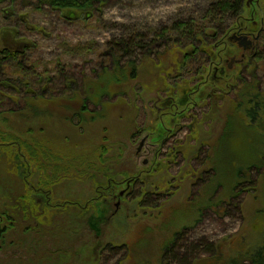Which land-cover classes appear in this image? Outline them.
<instances>
[{
  "label": "rangeland",
  "instance_id": "rangeland-1",
  "mask_svg": "<svg viewBox=\"0 0 264 264\" xmlns=\"http://www.w3.org/2000/svg\"><path fill=\"white\" fill-rule=\"evenodd\" d=\"M212 1L111 0L86 21L65 20L52 10L36 11L30 5L18 6L17 17L6 18L0 6V44L8 32L11 42L27 50L28 62L37 64L38 73L47 69V86L53 94L69 96L65 79L72 80L68 84L75 87L111 68L112 41L130 36L150 40L156 31L176 21H202ZM24 15L26 24L19 20ZM163 44L160 51L167 46ZM234 48L230 45L231 50ZM236 53L239 57V51ZM183 54L175 50L159 59L134 49L124 60L138 64L137 75L124 85L125 93L118 94L117 88V92L103 95L99 103L97 98L87 101L90 111L101 114L99 118L87 121L81 130H71L68 121L56 116L46 119L52 134L67 133L74 141H81L73 148L75 154L62 162L72 166L59 172L49 207L34 192L31 196L38 204L35 214L14 208L26 187L13 164L0 157V226L6 227L0 234V264H162L163 258L166 264H179L178 260L181 263L187 258L191 263L194 258L215 253H220L221 259L211 258L205 263L220 264L225 257L264 242V234L256 229L259 224L264 226L258 217V210L264 208L261 175L253 172L257 192L236 189V195L231 196L224 182L230 178L229 165L220 162L215 171L206 157L209 143L220 134L233 105L232 95L208 97L213 86L210 74L199 63L182 69ZM238 74L248 78L249 70L238 67L232 76ZM257 74L264 92V69L259 67ZM168 88L175 103L189 102L178 105L177 116L164 107L166 96L171 95L165 92ZM24 106V100L0 98V110ZM4 116L14 117L7 112ZM37 124L44 125V121ZM0 125L8 129L2 119ZM64 142L71 147V141ZM103 145L106 152L101 160ZM220 151L229 154L232 150L224 143ZM40 160L45 161L42 154ZM50 162L57 163L46 161ZM35 165H31L29 179L30 184L37 185L45 175ZM136 175L127 188L125 183L118 184L116 196L109 197L110 202L100 208L103 219L99 234L90 226L99 211L96 214L93 208L85 210L71 204L52 206L65 201L84 203L96 196L98 183L105 185L109 178L120 181ZM176 231L181 233L176 250L171 257H163L160 249Z\"/></svg>",
  "mask_w": 264,
  "mask_h": 264
},
{
  "label": "trees",
  "instance_id": "trees-1",
  "mask_svg": "<svg viewBox=\"0 0 264 264\" xmlns=\"http://www.w3.org/2000/svg\"><path fill=\"white\" fill-rule=\"evenodd\" d=\"M110 1L0 0V6L3 7L6 18L17 17L18 6L30 5L36 11L52 10L65 20L86 21L101 12ZM21 17L20 21L28 23L26 15ZM202 18V21L194 19L176 21L171 26H165L156 31L150 40L130 36L127 39L112 41L109 63L111 68H104L105 71L97 78L83 80L82 85H75V87L68 84L72 80L65 79L69 96L53 94L52 88L47 86L50 79L47 69L45 68L43 74L38 73L37 64L28 62L29 58L27 50L23 49L24 46L22 48L21 45L11 42L7 37L8 32L3 35L2 42L4 43L0 44V98L5 96L13 100L25 101L23 108L0 110V116H3L0 120L6 122L8 128L3 129L0 125V157H4L13 164L14 172L21 177L26 187V192L16 200L14 208H23L26 214L30 210L35 214L38 204L31 196L34 192L40 194L45 199L46 206L49 207L52 185L59 176V172L67 171L72 166L70 164L65 166L62 162L65 158L73 156V148L81 143V141H74L73 138L66 136L67 133L65 135L52 134L51 129L46 126V119L56 116L58 119L68 121L72 126L71 130H74V127L81 130L84 123L99 118L101 114L90 111L87 101L97 98L95 102L99 103V99L111 93L112 90L117 92L119 89L118 94L121 95L125 93L122 90L124 85L135 80L137 75L138 64L131 59L124 60L131 55L134 49L141 50L146 57L154 54L159 59L168 52L184 51L182 69L199 63L210 74L209 80L213 86L208 97L215 95L219 99L232 95L233 105L226 115L220 134L212 143H209L206 157L209 163L214 164V170L220 162L225 161L229 165L230 178L227 176L224 182L228 185L231 196L236 195V189L250 193L258 191L259 185L253 178L255 171L261 175L264 189V92L259 87L260 79L257 74L259 67L264 69V4L261 0H213ZM228 20H230L229 23ZM32 29L42 31V28L37 26H33ZM237 31L252 33L256 37L247 52H244V56L240 57L241 61L229 70L224 65V59L239 50L235 42L229 39V35ZM146 40L148 41L145 42ZM164 42L167 46L164 51H160L159 47ZM230 45L234 46L235 50H231ZM215 65L218 66L216 74L213 68ZM238 67H246L249 70L248 78L241 74L232 76ZM168 90L169 88L165 92L171 95H167L165 99L170 100L174 94ZM77 103L78 106L75 108ZM188 103L178 102L176 104L185 106ZM167 108V112L176 109ZM6 112L12 113L14 117L10 119L4 116ZM38 120H43L44 125L37 124ZM168 133L164 131L159 139L160 142ZM65 140L71 141L70 148L68 144H65ZM224 143H227L232 150L229 154L220 151V146ZM101 148L99 157L103 160L106 146L103 145ZM41 154L45 160L43 163L40 160ZM49 160L57 163L47 164L46 161ZM32 163H35V166L45 175V179L41 178L37 185L30 184ZM214 175L217 177V173ZM136 177L138 175L131 178L126 177L120 181L109 178L105 185L98 183L95 186L96 196L84 203L65 201L52 206L71 204L85 210L93 208L96 214L99 211L95 221L90 222V226L97 231L96 234H99V221L103 219V211L100 208L110 202L111 197L108 196L115 194L118 184L125 183V188H127V183H131ZM221 183L217 181V184ZM208 205H211V202ZM258 213V217L264 220V208L258 210ZM12 224L14 223L10 222L11 226ZM260 225L256 229L260 234H264L262 230L264 226ZM5 231L6 227L0 226V234ZM180 234L178 231L174 232L164 243L160 249L163 257L172 256L171 253L176 250ZM221 257L220 253H215L208 257L194 258L191 263H188L187 258L181 263L180 260L178 262L179 264H197V262L206 264L205 262L211 258L219 261ZM161 261L162 264H166L164 258ZM246 262L264 264V242L251 249L248 247L239 250L234 256L225 257L220 264H245Z\"/></svg>",
  "mask_w": 264,
  "mask_h": 264
},
{
  "label": "flooded vegetation",
  "instance_id": "flooded-vegetation-1",
  "mask_svg": "<svg viewBox=\"0 0 264 264\" xmlns=\"http://www.w3.org/2000/svg\"><path fill=\"white\" fill-rule=\"evenodd\" d=\"M233 36H249V37H251V39H252V42H253V40H254V38L256 37L254 34H252V33H246V32H239V31H237L236 33H231L230 35H229V39L230 40H232V41H234L235 42V44L238 46V48H239V57H237V53H233V54H230V56H228V57H226L225 59H224V65H226V67L228 68V64H229V61L231 60V58L232 57H236V59H240V57L242 58L243 56H244V52H247V49H248V47L252 44V42H251V44L247 47V49H244L242 46H240L239 44H238V42L234 39V38H232ZM237 51V52H238ZM239 61H234V63H233V65H232V67L231 68H228L229 70H231L233 67H234V65L236 64V63H238ZM217 65H215V66H213V68H214V73L216 74V70H217ZM172 99V96L170 97V100H168V99H166L165 101H166V104H165V108H167V107H169V108H173V109H175L174 110V112L176 113V116H177V114H178V110H177V104L173 101V100H171ZM157 108H160V107H157ZM167 112V111H166ZM169 113L171 112L170 110L168 111ZM168 114V113H167ZM171 119L173 120V119H175V116H172L171 117ZM171 120V121H172ZM167 131H169V129L167 130ZM131 183H127V185H130ZM128 187V186H127ZM113 197H115V194L114 195H112ZM112 196H108V197H112Z\"/></svg>",
  "mask_w": 264,
  "mask_h": 264
},
{
  "label": "water",
  "instance_id": "water-1",
  "mask_svg": "<svg viewBox=\"0 0 264 264\" xmlns=\"http://www.w3.org/2000/svg\"><path fill=\"white\" fill-rule=\"evenodd\" d=\"M238 44L242 46L244 49H247V47L251 44L252 39L249 36H233ZM234 61H241L240 59H236V57H232L231 60L229 61L228 68H231Z\"/></svg>",
  "mask_w": 264,
  "mask_h": 264
}]
</instances>
